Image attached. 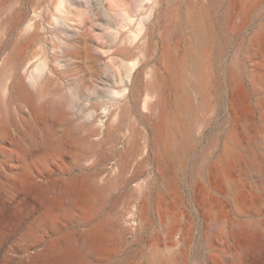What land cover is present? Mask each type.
<instances>
[{"label": "rangeland", "instance_id": "374dc122", "mask_svg": "<svg viewBox=\"0 0 264 264\" xmlns=\"http://www.w3.org/2000/svg\"><path fill=\"white\" fill-rule=\"evenodd\" d=\"M186 1L0 0V264H264V0H189L193 63ZM175 83V151L158 161L144 102L171 104Z\"/></svg>", "mask_w": 264, "mask_h": 264}, {"label": "bare ground", "instance_id": "6f19581e", "mask_svg": "<svg viewBox=\"0 0 264 264\" xmlns=\"http://www.w3.org/2000/svg\"><path fill=\"white\" fill-rule=\"evenodd\" d=\"M190 1L187 0L185 3V10L183 12V19L182 20H183L184 28L190 36V38L187 42L188 46L186 47V50H184L185 51V58L187 59V61L189 63H193L194 59H196L195 57L197 55L196 50H197V43H199V40L201 37V31H200L201 27L199 25L200 12H199V10H196V8L193 7V5L191 3L192 1L191 2ZM246 2L248 3V1H246ZM244 3H245V1H244ZM173 12H174V8L172 7L169 10V12L167 14H165L166 15L165 16L166 21L171 22ZM161 40L163 43V53H162L161 59H162L163 63L165 64V73L168 76H170L175 71V64H174V56L172 54L174 51V46H173V44L170 43V33L168 30H164L162 32ZM87 54L89 57V53L87 52V50H85V47L81 46V49L79 50V55H80V57L83 58V61H85V62L88 61ZM85 68H86L88 74L90 75L91 74L90 67L89 68L85 67ZM184 70H182V71H184ZM188 72L189 73L187 75H183L181 77L183 80L182 85L183 86L184 85L185 86H188V85L189 86H196L200 74H199V70H197V68L195 67V64L191 65V66L189 65ZM184 73H186V72H184ZM167 84L168 83H166V85ZM152 86L154 87L153 89H156L155 83H152ZM178 87H179V84L175 83L174 84V91H175L174 94H176V97H174L171 104L169 103L168 98L163 93L160 96L156 97V99L154 101L146 100L144 102V107L147 110L152 111V113L154 114V119L152 120V124H151L152 129H153V151H154V154H155L156 159L158 161H166V159L175 151L174 150L175 146L172 143L170 136L171 135H177L178 131H179V126H178L179 117L177 114H178L179 110L181 109L182 105H181V100L179 97ZM18 94L23 99L24 98L29 99V97H30L29 91L22 84L19 85V87H18ZM53 128H54V126H53ZM53 128L48 129L43 134V140L41 141L42 142L41 144H42V148L44 147L45 150H52V149L60 147V142H59L60 140H58V137L56 135H54ZM46 205L48 207H51L52 203L49 201ZM242 228H244V227H242ZM95 232H97V230ZM240 232H242V230ZM262 232H263V230L262 231L259 230V234H260L259 236L264 238V235ZM98 236H99V234H97V233H88L87 235H85V237L83 239V245L92 248L95 255L100 253L99 248H98V244L96 242V240L98 239ZM68 243L73 245V246H75L74 245L75 243H77V245H80V244H78V242H76V240H74V241L68 240ZM259 245H261V244H259ZM75 252L77 253V251H75ZM75 252L66 256L65 259H66L67 264H82V262L79 260L77 255H75L76 254Z\"/></svg>", "mask_w": 264, "mask_h": 264}, {"label": "water", "instance_id": "95a60500", "mask_svg": "<svg viewBox=\"0 0 264 264\" xmlns=\"http://www.w3.org/2000/svg\"><path fill=\"white\" fill-rule=\"evenodd\" d=\"M127 229V228H124V230Z\"/></svg>", "mask_w": 264, "mask_h": 264}]
</instances>
